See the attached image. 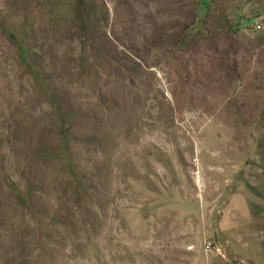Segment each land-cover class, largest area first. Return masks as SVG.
Instances as JSON below:
<instances>
[{
    "label": "rangeland",
    "instance_id": "obj_1",
    "mask_svg": "<svg viewBox=\"0 0 264 264\" xmlns=\"http://www.w3.org/2000/svg\"><path fill=\"white\" fill-rule=\"evenodd\" d=\"M21 67L64 129L72 114L56 111L48 85L64 100L73 90L80 103L117 104L103 122L98 209L71 214L41 247L32 226L45 220L12 215L17 248L39 249L28 264H192L200 249L264 264V0H0L5 85H31L15 79ZM66 149L63 135L56 154L70 167Z\"/></svg>",
    "mask_w": 264,
    "mask_h": 264
},
{
    "label": "trees",
    "instance_id": "obj_2",
    "mask_svg": "<svg viewBox=\"0 0 264 264\" xmlns=\"http://www.w3.org/2000/svg\"><path fill=\"white\" fill-rule=\"evenodd\" d=\"M95 44L103 61L114 65V73L124 70V77L132 81L133 73L120 65L121 59L111 60L115 55L107 53L108 47ZM115 46L110 48L119 56ZM77 47L79 51L86 48L81 43ZM41 74L46 78L44 68ZM14 77L17 82L29 81L31 85H5L4 76L0 77V264H28L26 261L38 255V248L32 255H23L17 248L22 227L12 218L16 211L31 210L45 220H37L32 226L35 242L41 247L53 241L52 229L68 226L71 214L88 219L98 209L108 176L101 160L110 133L103 122L117 107L111 97L102 95L96 107L80 103L73 99V90L67 93L71 99L64 100L61 86L54 85V89L48 85L57 98L56 111L72 114L69 127L64 129L62 117L54 113L42 90L33 85L30 73L21 67L14 70ZM89 85L93 87L95 80ZM63 135L70 167L63 156L64 161L60 158L62 154H56ZM53 153L58 157H52Z\"/></svg>",
    "mask_w": 264,
    "mask_h": 264
},
{
    "label": "crops",
    "instance_id": "obj_3",
    "mask_svg": "<svg viewBox=\"0 0 264 264\" xmlns=\"http://www.w3.org/2000/svg\"><path fill=\"white\" fill-rule=\"evenodd\" d=\"M221 222V225L225 226L224 219ZM192 264H224V259L218 253L200 249Z\"/></svg>",
    "mask_w": 264,
    "mask_h": 264
},
{
    "label": "built area",
    "instance_id": "obj_4",
    "mask_svg": "<svg viewBox=\"0 0 264 264\" xmlns=\"http://www.w3.org/2000/svg\"><path fill=\"white\" fill-rule=\"evenodd\" d=\"M205 247L206 249H211L212 248L211 242L206 243Z\"/></svg>",
    "mask_w": 264,
    "mask_h": 264
}]
</instances>
